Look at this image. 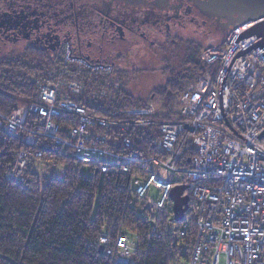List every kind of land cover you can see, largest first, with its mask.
Listing matches in <instances>:
<instances>
[{"label": "built area", "instance_id": "obj_1", "mask_svg": "<svg viewBox=\"0 0 264 264\" xmlns=\"http://www.w3.org/2000/svg\"><path fill=\"white\" fill-rule=\"evenodd\" d=\"M255 22L242 21L230 28L222 45L206 48L200 54L207 64L217 60L218 69L215 74H200L179 95L178 103L171 109L184 117L179 120L148 118L157 106L147 102L119 110L135 119L111 121L89 114L85 106L65 95L58 97L62 86L80 89L74 79L64 77L72 70L108 74L112 70L111 62L76 55L69 42H65L63 66L49 70L48 78L37 82V99L15 104L8 115L0 111V134L1 129L13 134L27 130L23 142L28 146L16 151L15 161L5 169L4 178L23 181L28 159L43 154L39 148L31 150L39 135L70 147L71 154L80 162L104 164L110 161L104 155L115 158L123 174L130 172L128 161L138 159L140 168L133 171L129 192L138 201V208L148 209V238L158 230V218L175 227L177 238H189L188 249L176 256L174 264H264V134L257 136L264 129V61L254 47L233 59L221 88L226 120L245 139L231 131L219 106L222 75L234 54L257 35L234 40ZM61 114L74 115L76 122L61 126L53 118ZM146 123L158 127V134L151 139L156 155L126 152L124 147L132 144L128 137L123 139L119 152L106 145L110 126ZM186 124L193 129L188 130ZM92 128H99L98 132L92 133ZM185 132L192 134L195 152L187 158V165L178 166L181 146L177 143ZM102 170L113 169L104 166ZM151 187L157 190L158 197L151 195ZM179 189L181 193L176 194ZM172 190L176 192L171 194ZM111 233L112 226H106L103 235L97 236V247L102 245L114 264L133 262L140 250L135 237L124 231L115 237Z\"/></svg>", "mask_w": 264, "mask_h": 264}, {"label": "trees", "instance_id": "obj_2", "mask_svg": "<svg viewBox=\"0 0 264 264\" xmlns=\"http://www.w3.org/2000/svg\"><path fill=\"white\" fill-rule=\"evenodd\" d=\"M65 1L48 2L62 6ZM237 23L234 18L224 28L215 27L214 30L224 36L209 45L176 36L169 42L165 41L168 44L154 41L150 46L156 48L152 51L156 57L162 55L160 51L170 50L169 47L177 49L172 54L167 52V61L158 67L163 82L155 84L145 97L130 89L133 85L130 72L137 73L140 69H120L121 60L104 58L98 60L113 64L110 74L73 71L72 78L81 85L80 89L75 91L62 86L57 96L65 95L85 106L89 114L111 121L126 117L119 110L144 106L151 100L157 107L154 115L148 118L183 119L171 112L179 95L197 76L206 72L215 74L218 69L219 62L205 63L200 57L201 51L210 45H222L227 32ZM62 50L63 46L59 51L51 52L31 43L20 53H0V111L8 115L15 104L37 99V82L45 81L49 70L61 66ZM72 51L76 55L83 54ZM168 57L175 58L174 64L169 63ZM64 77L67 79L70 75L67 73ZM57 121L65 127L74 124L76 118L72 114H61ZM98 129L92 128L91 132H98ZM26 131L13 134L1 129L0 134V264H113L109 256L97 247V236L103 235L108 225L112 226V237L122 231L135 237L140 250L136 251L135 260L130 264H174L176 256L183 255L188 249L189 238H177L175 227L159 218L158 230L152 233L151 239L148 238L151 230L148 209L138 208V201L129 192L133 171L140 168L134 161H128V174L118 171L119 164L110 161L113 171L102 172L96 168L98 162L77 161L69 150V153L62 151L61 145L40 135L31 150L39 148L43 152L39 157L43 163L42 170L35 167V158L30 157L23 181L13 182L4 178V171L14 162L16 151L28 147L23 142ZM157 134L158 127L152 123L124 128L113 125L107 132L106 145L120 151L123 139L128 137L132 141L130 151L137 150L143 156L156 155L151 139ZM177 144L181 146V154L176 165L185 166L187 158L195 152L192 134H181ZM54 162L63 163V169L57 170ZM82 165L86 166V171L81 169Z\"/></svg>", "mask_w": 264, "mask_h": 264}, {"label": "flooded vegetation", "instance_id": "obj_3", "mask_svg": "<svg viewBox=\"0 0 264 264\" xmlns=\"http://www.w3.org/2000/svg\"><path fill=\"white\" fill-rule=\"evenodd\" d=\"M48 1L0 0V43L25 39L55 52L69 42L71 49L90 56L103 54L105 44L128 39L126 33L148 42L150 32H167L175 23L205 29L220 19L213 9L201 7L202 0H66L62 6Z\"/></svg>", "mask_w": 264, "mask_h": 264}, {"label": "rangeland", "instance_id": "obj_4", "mask_svg": "<svg viewBox=\"0 0 264 264\" xmlns=\"http://www.w3.org/2000/svg\"><path fill=\"white\" fill-rule=\"evenodd\" d=\"M203 28L204 27L202 28L195 27L194 24H190L189 22H186L185 26L183 24L175 23V25H173V27L167 32L166 31H164L163 33L162 32L161 33H156V32L151 33L150 32L149 36L152 40H147L148 42H145L144 40L141 41V38H138L133 34L126 33L128 39L120 41L119 44H116L114 46L105 44L103 46L104 48L102 49L104 50L103 54L99 53L98 55L96 53L91 52V55L86 56V57L91 61H97V62L100 61L98 60L99 58H104L108 60L112 59L116 61L121 60V64L120 66H118L120 69L126 68L129 71L133 68L140 69L141 71L139 72L137 71V73L134 72L133 70H132L133 72L132 71L130 72V75H131L130 81L133 83L130 89L133 91V93H136L138 96L145 97L146 95H148L147 91L149 89L154 87L155 84L163 82V76L160 73V70H158V67H160L161 65L163 66L164 65L163 63L167 61V58H166L167 52L172 54L173 52L175 53L177 49V47L175 48V50L169 47L170 50L165 49V51H160L162 52V55L160 57H156L154 54H152V51H155L156 48H153L150 45H153L154 41H156L157 43L160 42V44H164L163 42L165 41L169 42L175 36L176 38H181L182 40H187V38H190V39L192 38L196 41H199L201 44L209 45L211 43H214L215 41L216 42L220 41V39L224 36V34H222L221 32L214 30L212 26L205 27V29ZM132 38L134 40L136 39V41H131ZM150 41H153V43L151 44ZM29 44H31V42L25 39H21L15 43H11V42H8V43L6 42V44L0 43V53L2 54H8L10 52L20 53L23 50V48ZM211 46H217V45H210L209 47ZM209 47H206V48H209ZM206 48H204L201 51V53ZM63 49H64V46H63ZM83 54L86 55L85 53ZM83 54H78V55L84 56ZM63 55H64V52L62 50L61 63L63 62ZM114 55L115 57L113 58ZM168 59H169L170 64H174L175 58L168 57ZM116 63L118 64V62ZM62 66H63V63L61 64L60 67ZM112 68H113V64H112ZM79 70L80 69L78 68H76L75 70H72L70 73L72 75L68 73L70 75V78H72L74 74L73 71L82 72ZM195 80L191 82H194ZM148 102H151L154 104L152 100ZM61 150L69 153L68 149H66L64 146H61ZM103 158L108 159L111 162H115V158L113 159L108 155H104ZM34 160H35L34 162L35 167L37 168L39 167V170H42L43 163H41L40 158L37 157ZM63 167H64L63 163H58L56 169L60 170V169H63ZM81 169H84L86 171V166L82 165ZM149 191L154 198L159 196L155 188L151 187L149 188Z\"/></svg>", "mask_w": 264, "mask_h": 264}, {"label": "water", "instance_id": "obj_5", "mask_svg": "<svg viewBox=\"0 0 264 264\" xmlns=\"http://www.w3.org/2000/svg\"><path fill=\"white\" fill-rule=\"evenodd\" d=\"M145 3H149L152 0H143ZM161 0H155V2H160ZM203 4H201V7L203 6L204 10L213 9L217 15L218 18V25H215V27H221L224 28L225 26L230 25V21L236 18L239 23L234 24L232 27L241 24L242 21L245 20H255L256 22L252 24V26L242 30L239 35L236 37L234 42L242 40V38H245L247 36L252 35L253 33H256L257 38L254 39L251 43H249L247 46L243 47L241 50L237 51L234 56L232 57L231 62L227 66L228 68L222 75L221 84H220V91H219V106L220 111H222V100H221V92H222V83L225 74L231 67V63L234 58L242 54V52H245L252 47L255 48L258 54H260L261 58L264 61V0H202ZM160 6V5H159ZM231 27V28H232ZM220 32V31H219ZM222 33V32H221ZM222 115L224 118V121L227 123L228 127L231 129V131L238 136L242 137L239 133L234 131V129L230 126L229 122H227L226 117L224 115V111H222ZM188 130H192V126L186 124L185 125ZM264 134V129L261 130L259 134H257L258 137L262 136ZM245 139V138H244ZM176 191L172 190L171 194H174ZM179 191L177 190L176 194H179ZM150 207V206H149ZM102 245L99 246L98 249L102 251Z\"/></svg>", "mask_w": 264, "mask_h": 264}, {"label": "bare ground", "instance_id": "obj_6", "mask_svg": "<svg viewBox=\"0 0 264 264\" xmlns=\"http://www.w3.org/2000/svg\"><path fill=\"white\" fill-rule=\"evenodd\" d=\"M121 113V112H120ZM123 114V113H122ZM67 115V114H66ZM123 115H125V114H123ZM74 116V115H73ZM58 117V116H57ZM57 117H53L54 118V120L55 121H57ZM75 117V116H74ZM76 118V117H75ZM132 119H135V117H130V116H127L126 115V117H124V119H122V120H120L121 122H124V121H131ZM136 121H138V120H136ZM5 123V121L3 122V124ZM128 125H133V124H127V125H124V127H126V126H128ZM117 126H120V125H117ZM121 128H124V127H122V126H120ZM40 136V135H39ZM53 142H54V140H53ZM55 143V142H54ZM56 144V143H55ZM56 145H58V144H56ZM59 145H61V144H59ZM61 146H63V145H61ZM64 147H66V146H64ZM132 147V144L131 145H129V146H125L124 148L126 149L125 151L126 152H128V153H138V154H141L139 151H133V150H129V148H131ZM68 148V150L70 151V147H67ZM116 152H119L118 150H115ZM121 151V150H120ZM70 154H71V151H70ZM142 155V154H141ZM71 156L73 157V155L71 154ZM15 158H16V156H15ZM74 158V157H73ZM15 161V160H14ZM129 161H134V162H136V163H138L139 164V161H138V159H130ZM14 163V162H13ZM12 163V164H13ZM94 163H97V162H95L94 161ZM104 166H108V167H110V165H109V163H104V164H102V163H97L96 164V168L97 169H99L100 171H102V172H104L105 170H102V167H104ZM139 166H140V164H139ZM110 168H112V167H110ZM113 169V168H112ZM113 171V170H112ZM119 171V170H118ZM121 172V171H120ZM100 250V249H99ZM103 251V250H102ZM101 251V252H102ZM105 252V251H104ZM106 253V252H105ZM107 255V254H106ZM117 264H119V263H121V262H116ZM114 264V263H113Z\"/></svg>", "mask_w": 264, "mask_h": 264}]
</instances>
